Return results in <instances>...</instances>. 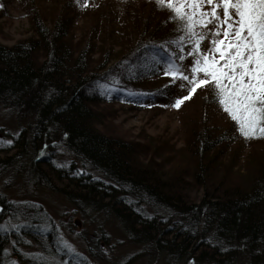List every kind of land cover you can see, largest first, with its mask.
Here are the masks:
<instances>
[{
  "label": "trees",
  "instance_id": "16d2710c",
  "mask_svg": "<svg viewBox=\"0 0 264 264\" xmlns=\"http://www.w3.org/2000/svg\"><path fill=\"white\" fill-rule=\"evenodd\" d=\"M57 3L50 22L34 14L33 37L13 46L0 44V104L15 112L21 126L8 139L0 130V175H22L29 186L58 192L84 217L92 211L114 218L129 239L149 255L164 258L165 264H264V157L246 173L231 176L235 164L215 165L219 156L211 155L217 145L232 139L234 122L220 134L206 124L197 128L180 161L188 163L181 172L166 170L154 158L140 159L141 148L147 146L98 127L102 112L96 104L166 102L173 90L169 81L156 88L142 87L141 81L157 75L145 67L154 46L179 35L172 13L154 2L152 12L164 15L149 30L147 13L138 19L144 20L140 37L126 51L119 46L116 53L111 49L93 61L89 55L97 29L91 25L87 36L74 37L70 15L81 7L75 0ZM131 7L119 10L127 13L123 22L111 10L106 13V36H127L113 24L131 22ZM109 86L115 89L111 99L100 94ZM129 91L154 95L129 96ZM8 140L13 141L11 147ZM193 185L201 190V198L188 195ZM0 202V220L9 213L24 220L17 229L0 231V264L7 263L4 255L12 238L20 245L28 238L40 247V254L28 256L13 247L25 264H52L48 257L89 264L63 246L56 223L40 204L25 202L20 208L4 194ZM103 238L98 233L86 237L97 258Z\"/></svg>",
  "mask_w": 264,
  "mask_h": 264
},
{
  "label": "rangeland",
  "instance_id": "374dc122",
  "mask_svg": "<svg viewBox=\"0 0 264 264\" xmlns=\"http://www.w3.org/2000/svg\"><path fill=\"white\" fill-rule=\"evenodd\" d=\"M58 0H0V44L13 46V44L24 41L26 38L35 35L33 27L34 14L40 13L48 22L52 20L53 15L59 9ZM83 0H81V3ZM155 0H88L87 8H80L71 12L73 24L71 33L74 37L87 36L91 25L97 29L93 42V50L89 58L97 61L103 54L112 51H119V46H123L126 51L128 44L140 37V26L144 20L138 21L147 13L152 26L162 12H152V4ZM131 7L134 17L131 22H124L123 25L113 24L123 28L125 37L106 36L107 21L105 15L111 10V13L118 17V21H125L126 15L119 12L121 9L125 12L126 8ZM138 21V22H137ZM98 23V28H96ZM89 27V28H88ZM199 30V29H198ZM94 31V30H93ZM93 34V33H92ZM123 36V35H121ZM205 41L202 47H206ZM187 51V48H186ZM191 57H187L182 63L185 71L191 67ZM179 62V61H178ZM171 83V78L163 75L161 71L154 77L146 78L141 81L142 87L156 88L167 82ZM181 82L172 84L173 90L167 97L166 102L157 104H146L151 106H133L122 104L120 102L96 104L95 107L102 112V119L98 122L99 129L113 137H120L133 142L141 143L147 146L141 148L139 158L148 161L154 158L161 161L166 166V170H177L181 172L180 163L183 154H187L185 149L191 143L193 134L201 125H209L215 129V134H220L223 130L233 124L232 120L224 113L221 107L216 103L214 90L212 88L198 90L190 101L185 102L179 110L173 107H164L171 105L175 99L187 94L185 90L179 87ZM19 118L15 112L0 104V130L4 138L17 134L20 129ZM232 139H227L224 143L217 145L210 154L218 155L217 163H234L231 171L234 176L239 172L246 173L252 166H255L258 160L264 157V141L261 139L245 140L240 136L236 127ZM157 152L154 153V152ZM210 156V157H212ZM257 160V161H256ZM0 192L5 195V200L15 203L21 208L22 203L35 202L40 204L44 210L51 216L56 223L58 233H60L61 243L67 242L73 249V254H79L84 257L89 264H165L164 258L149 255L142 246L129 239L126 230L123 229L119 221L112 217L106 219L102 216L88 211L86 217L81 211L73 208L70 202L60 193L46 190L43 187L29 186L22 178V175L13 178L9 173L0 175ZM191 198H201V190L198 186H190L187 190ZM19 208V209H20ZM24 220L21 217H14L12 214L5 215L0 224L6 225L8 229H17ZM103 234L105 238L102 242V255L96 257L90 253L87 236ZM16 247L23 256L40 254V247L27 238V244H17L14 238L6 246L4 260L6 264H25L24 260H19L13 250ZM52 264L68 261L67 258L61 260L56 257H48Z\"/></svg>",
  "mask_w": 264,
  "mask_h": 264
},
{
  "label": "snow or ice",
  "instance_id": "6c2138e0",
  "mask_svg": "<svg viewBox=\"0 0 264 264\" xmlns=\"http://www.w3.org/2000/svg\"><path fill=\"white\" fill-rule=\"evenodd\" d=\"M155 2L172 13L170 19L179 25V35L154 46L151 55L145 57V67L153 74L162 71L172 84L180 81L179 87L187 93L164 107L179 110L198 90L212 88L216 103L234 122L240 136L245 140L264 139V0ZM75 3L82 8L89 6L88 0ZM205 41L208 45L202 47ZM187 57L192 59L186 72L182 62ZM114 90L109 86L100 94L111 99ZM128 95L154 94L129 91ZM12 143L7 141L9 147ZM8 230L0 224V231ZM63 246L74 252L67 242Z\"/></svg>",
  "mask_w": 264,
  "mask_h": 264
},
{
  "label": "water",
  "instance_id": "95a60500",
  "mask_svg": "<svg viewBox=\"0 0 264 264\" xmlns=\"http://www.w3.org/2000/svg\"><path fill=\"white\" fill-rule=\"evenodd\" d=\"M0 197H1V192H0ZM0 209H2V211L4 210V205L1 202H0ZM2 211H0V217H1Z\"/></svg>",
  "mask_w": 264,
  "mask_h": 264
}]
</instances>
